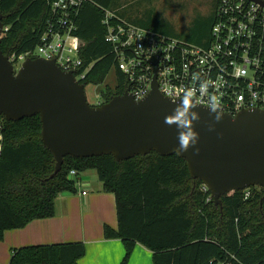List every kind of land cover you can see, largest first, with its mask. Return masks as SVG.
Here are the masks:
<instances>
[{"label":"trees","instance_id":"1","mask_svg":"<svg viewBox=\"0 0 264 264\" xmlns=\"http://www.w3.org/2000/svg\"><path fill=\"white\" fill-rule=\"evenodd\" d=\"M52 1L0 0V16L7 28L0 42L4 56L35 49ZM112 3L88 0L76 20L75 35L81 43L78 73L85 74L81 85L84 89L100 85L111 70L116 76V88L100 92V105L127 88L102 25L104 11H110ZM216 6L217 0L211 15L196 20L186 42L203 44ZM142 27L150 29L149 25ZM40 131L38 116L20 121L0 117V242L7 231L52 218L57 198L75 194L78 177L93 171L103 191L115 197L118 229L105 226L104 238L122 242L125 253L120 264H128L137 244L151 252L152 264H264L261 188L255 194L224 195L220 210L210 193L201 190V182L190 178L183 159L154 152L122 162L111 156L66 157L61 171L50 179L55 161L42 145ZM71 171L76 173L74 178L69 177ZM84 255L80 242L28 246L13 250L9 264H77Z\"/></svg>","mask_w":264,"mask_h":264},{"label":"water","instance_id":"2","mask_svg":"<svg viewBox=\"0 0 264 264\" xmlns=\"http://www.w3.org/2000/svg\"><path fill=\"white\" fill-rule=\"evenodd\" d=\"M261 6L264 3L260 1ZM3 17L0 16V42ZM181 99L152 91L135 101L124 91L96 107L88 104L84 87L72 73L63 72L55 61L27 59L15 71L0 50V117L20 121L39 117L40 140L55 161L50 179L66 157L87 159L111 156L116 162L146 156L176 155L186 163L189 176L198 180L221 210L220 198L251 187L263 190L264 201V110L242 111L235 116L195 104L192 111L198 143L177 154L178 130L165 123Z\"/></svg>","mask_w":264,"mask_h":264},{"label":"built area","instance_id":"3","mask_svg":"<svg viewBox=\"0 0 264 264\" xmlns=\"http://www.w3.org/2000/svg\"><path fill=\"white\" fill-rule=\"evenodd\" d=\"M264 0H217L208 38L201 45L132 25L105 10L102 25L117 71L125 78V91L142 100L153 84L170 100L192 90L193 103L235 116L242 111L264 110ZM88 0H53L34 50L7 56L17 71L27 59L55 61L81 84L76 20ZM7 28L2 30V34ZM207 84L204 92L202 85ZM100 104L98 103V106ZM76 176L71 171L70 178ZM201 190L208 191L202 185ZM85 195V193H82Z\"/></svg>","mask_w":264,"mask_h":264},{"label":"crops","instance_id":"4","mask_svg":"<svg viewBox=\"0 0 264 264\" xmlns=\"http://www.w3.org/2000/svg\"><path fill=\"white\" fill-rule=\"evenodd\" d=\"M90 172L78 177L75 194L57 198L52 218L5 232L0 242V264H9L11 252L16 249L75 242L85 246V255L77 264H120L125 253L122 242L104 238L105 226L118 229L115 197L104 192L98 178ZM150 256L147 249L137 244L128 264H150Z\"/></svg>","mask_w":264,"mask_h":264},{"label":"rangeland","instance_id":"5","mask_svg":"<svg viewBox=\"0 0 264 264\" xmlns=\"http://www.w3.org/2000/svg\"><path fill=\"white\" fill-rule=\"evenodd\" d=\"M214 5L215 0H113L110 11L116 12L124 21L132 25L140 28L149 25L150 30H156L157 27L160 29L159 33H171L185 41L186 37L191 35L196 20L211 15ZM116 86V76L111 70L102 84L85 87L88 104L92 107L98 106L100 92L107 88L114 90ZM90 175L97 179L94 172L91 171ZM78 185L79 181L76 189ZM83 191L87 192L86 189ZM244 191L246 194H255L260 192V188L251 187ZM150 264H152V256H150Z\"/></svg>","mask_w":264,"mask_h":264},{"label":"clouds","instance_id":"6","mask_svg":"<svg viewBox=\"0 0 264 264\" xmlns=\"http://www.w3.org/2000/svg\"><path fill=\"white\" fill-rule=\"evenodd\" d=\"M203 91H207V84L201 86ZM194 93L188 90L184 93L180 104L175 108L173 114L165 118V123L168 125H175L178 130L179 148L177 154L187 152L191 147H194L199 140V134L194 130V121L200 119L199 114L192 111L195 104L193 103ZM211 111L218 113L217 109L220 106L219 98L216 96L211 97ZM217 121L221 119L219 113L216 116Z\"/></svg>","mask_w":264,"mask_h":264}]
</instances>
